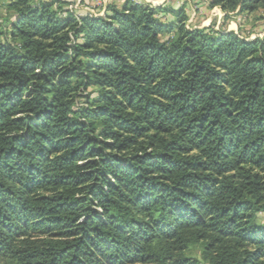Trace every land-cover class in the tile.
Segmentation results:
<instances>
[{
	"label": "trees",
	"instance_id": "trees-1",
	"mask_svg": "<svg viewBox=\"0 0 264 264\" xmlns=\"http://www.w3.org/2000/svg\"><path fill=\"white\" fill-rule=\"evenodd\" d=\"M71 3L0 16V264H264V35Z\"/></svg>",
	"mask_w": 264,
	"mask_h": 264
},
{
	"label": "rangeland",
	"instance_id": "rangeland-1",
	"mask_svg": "<svg viewBox=\"0 0 264 264\" xmlns=\"http://www.w3.org/2000/svg\"><path fill=\"white\" fill-rule=\"evenodd\" d=\"M72 5L70 9H75L79 13H90L96 15H104L106 6L112 2L120 5L123 0H87L81 3L80 0H69ZM137 3H147L152 6H159L166 1V4L170 5V1L173 5L185 4V13L188 15L186 23L187 27L191 28H210L212 32H228L233 31L237 35L247 39L253 40L257 37L264 35V14L256 12L252 14H225L218 7H209V0H132ZM6 0H0V16L1 20L7 18L8 22H12L13 19L5 10ZM168 2V3H167ZM227 16V17H225ZM260 18V19H258ZM0 20V21H1ZM1 23V24H2ZM6 29V28H5ZM7 30V29H6ZM163 40L164 37H161ZM258 222L264 224V214L258 215ZM194 257L199 258L198 251L193 253Z\"/></svg>",
	"mask_w": 264,
	"mask_h": 264
},
{
	"label": "crops",
	"instance_id": "crops-1",
	"mask_svg": "<svg viewBox=\"0 0 264 264\" xmlns=\"http://www.w3.org/2000/svg\"><path fill=\"white\" fill-rule=\"evenodd\" d=\"M165 3H166V1H165ZM168 3V2H167ZM171 3V2H170Z\"/></svg>",
	"mask_w": 264,
	"mask_h": 264
}]
</instances>
